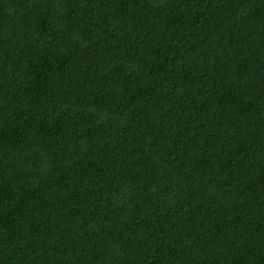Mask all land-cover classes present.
<instances>
[{"label": "trees", "instance_id": "trees-1", "mask_svg": "<svg viewBox=\"0 0 264 264\" xmlns=\"http://www.w3.org/2000/svg\"><path fill=\"white\" fill-rule=\"evenodd\" d=\"M0 264H264V0H0Z\"/></svg>", "mask_w": 264, "mask_h": 264}]
</instances>
